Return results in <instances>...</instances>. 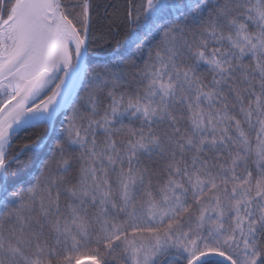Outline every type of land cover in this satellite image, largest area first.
I'll return each mask as SVG.
<instances>
[{"label":"snow or ice","instance_id":"1","mask_svg":"<svg viewBox=\"0 0 264 264\" xmlns=\"http://www.w3.org/2000/svg\"><path fill=\"white\" fill-rule=\"evenodd\" d=\"M0 264H264V0H0Z\"/></svg>","mask_w":264,"mask_h":264},{"label":"trees","instance_id":"2","mask_svg":"<svg viewBox=\"0 0 264 264\" xmlns=\"http://www.w3.org/2000/svg\"><path fill=\"white\" fill-rule=\"evenodd\" d=\"M94 55L98 59H102L106 55V46L101 45L100 47L94 50ZM98 55V56H96Z\"/></svg>","mask_w":264,"mask_h":264},{"label":"water","instance_id":"3","mask_svg":"<svg viewBox=\"0 0 264 264\" xmlns=\"http://www.w3.org/2000/svg\"><path fill=\"white\" fill-rule=\"evenodd\" d=\"M96 56H98V55H96Z\"/></svg>","mask_w":264,"mask_h":264}]
</instances>
